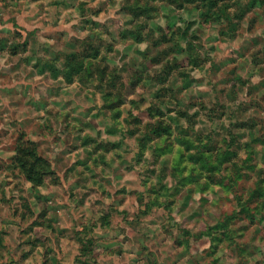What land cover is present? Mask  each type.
<instances>
[{
	"label": "rangeland",
	"instance_id": "obj_1",
	"mask_svg": "<svg viewBox=\"0 0 264 264\" xmlns=\"http://www.w3.org/2000/svg\"><path fill=\"white\" fill-rule=\"evenodd\" d=\"M251 6L0 0V264H264Z\"/></svg>",
	"mask_w": 264,
	"mask_h": 264
},
{
	"label": "trees",
	"instance_id": "obj_2",
	"mask_svg": "<svg viewBox=\"0 0 264 264\" xmlns=\"http://www.w3.org/2000/svg\"><path fill=\"white\" fill-rule=\"evenodd\" d=\"M234 1V0H233ZM237 3V6H241V0H235ZM246 1V0H245ZM224 2V0H223ZM249 4H252V6L250 8H248L246 10V13H249V11L253 8L256 9L257 7H261L264 4V0H249ZM228 7H230L229 5L225 4V8L227 9ZM245 11L242 15L246 14ZM242 19V17H240ZM189 88V87H187Z\"/></svg>",
	"mask_w": 264,
	"mask_h": 264
}]
</instances>
